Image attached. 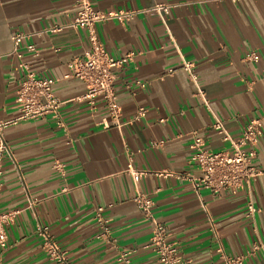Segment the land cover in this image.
Returning <instances> with one entry per match:
<instances>
[{"label":"crops","instance_id":"obj_1","mask_svg":"<svg viewBox=\"0 0 264 264\" xmlns=\"http://www.w3.org/2000/svg\"><path fill=\"white\" fill-rule=\"evenodd\" d=\"M73 3L0 0V120L18 115L14 98L26 71L51 80L63 101L59 119L47 114L4 129L12 158L2 156L0 213L16 212L0 264H62L49 257L38 223L64 264H122L124 254L135 264H157L146 246L153 224L133 201L137 191L152 199L151 217L188 264H224L221 254L264 264V0H90L96 10L136 11L129 21L95 25L108 55L135 53L113 69L120 127L101 98L91 106L81 98L83 82L64 76L66 63L89 47L82 28L50 30L72 20ZM17 32L26 36L14 49ZM251 52L257 61L246 58ZM182 59L193 62L207 104ZM139 107L145 115L133 119ZM215 117L235 138L249 119L261 120L252 162L262 173L249 189L214 195L196 191L189 179L199 176L190 161L195 135L209 150L229 149L211 126Z\"/></svg>","mask_w":264,"mask_h":264},{"label":"built area","instance_id":"obj_2","mask_svg":"<svg viewBox=\"0 0 264 264\" xmlns=\"http://www.w3.org/2000/svg\"><path fill=\"white\" fill-rule=\"evenodd\" d=\"M73 5L76 13L72 20L65 26H54L50 30L60 31L64 27L82 28L86 32L89 47L83 51L81 56L73 57L66 63L67 72L64 76L75 77L83 82L84 92L81 98L85 99L91 106L94 107L96 99L101 98L105 103L112 124L120 127L122 125L120 121L121 108L116 99L113 69L130 61L135 53L130 52L117 58L108 55L98 41L95 25L108 19H116L119 22L129 21L136 11L129 9L96 10L91 6L90 0H74ZM155 8L162 13H167L168 9L165 5H157ZM25 36L21 32L13 35L14 49H17ZM26 49L36 52V48L32 43L27 44ZM18 56H21V54L18 53ZM246 58L257 61L259 54L247 53ZM181 63L182 69L196 85L201 99L207 104L205 95L198 85L193 62L182 59ZM18 66L23 71L26 70L25 63L20 62ZM136 85L144 87L145 82L137 80ZM14 100L18 108V115L13 119L0 120V178L3 172L2 156L7 154L12 158L10 148L4 140V129L18 121L36 120L47 114L59 119V109L63 103L54 94L51 80L36 76L28 71L20 79ZM145 111V108L139 107L133 119L144 116ZM58 123L62 124L60 121ZM104 125L108 126V123L104 121ZM211 126L229 144V149L212 151L205 147L202 137L198 135L193 137L190 144L192 150L190 161L199 170V176L189 178L194 189L198 191L204 188L214 195H220L223 192L233 193L243 188L249 189L252 179L262 173L252 162L261 135V120L259 118L249 119L237 138L228 133L223 121L218 117H215ZM128 171H131L130 165H128ZM137 174L140 173L136 172L134 177ZM132 198L137 208L152 221L153 233L146 246L152 248L156 253L157 264H188L187 261L182 260L174 243L167 240L164 225L151 217L152 199L139 191ZM246 209L248 216H253L257 211L252 201L247 202ZM101 211L102 207H98L96 212L98 217ZM15 212L0 213V256L7 247L6 226L13 221ZM35 231L43 239L49 257L64 264V253L58 247L48 228L38 223ZM221 257L224 264H241V257L239 256L232 257L221 254ZM120 260L122 264H135L125 254Z\"/></svg>","mask_w":264,"mask_h":264}]
</instances>
